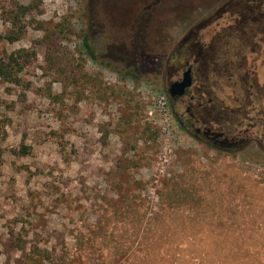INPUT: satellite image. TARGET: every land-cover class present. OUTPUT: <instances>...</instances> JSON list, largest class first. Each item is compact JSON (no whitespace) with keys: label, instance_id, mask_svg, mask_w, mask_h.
<instances>
[{"label":"rangeland","instance_id":"374dc122","mask_svg":"<svg viewBox=\"0 0 264 264\" xmlns=\"http://www.w3.org/2000/svg\"><path fill=\"white\" fill-rule=\"evenodd\" d=\"M213 1L139 5L136 71L107 57L129 31L91 35L90 0H0V264H264V0L206 28ZM173 52L209 54L203 100L169 99ZM207 125L237 143L189 133Z\"/></svg>","mask_w":264,"mask_h":264},{"label":"flooded vegetation","instance_id":"af4514ba","mask_svg":"<svg viewBox=\"0 0 264 264\" xmlns=\"http://www.w3.org/2000/svg\"><path fill=\"white\" fill-rule=\"evenodd\" d=\"M148 0H90V28L89 31L92 36H99L100 34H105L107 36H111L110 32L114 31L108 28V22H111L112 25H116L119 27V33H125V31H129V35H125L124 37H130L131 42L130 46L126 44L113 43L108 46V54L107 57L113 60L116 64H123L127 68L136 69L139 71V65L142 61V58L146 56V51H152V47L148 42V37L146 35L147 30L144 29L149 25L152 20L153 13L149 14L147 20L142 18V13L144 9H140L139 5H143ZM169 1V4L174 2L176 4L177 0H149V5L147 6V10L157 11L158 7L164 5ZM218 1V2H217ZM217 2V3H216ZM224 2V3H223ZM227 2V3H226ZM236 2H241V0H214L212 2V6L216 5L215 11L209 15V20L205 22L206 28L212 27L215 23H217L225 14L230 16L236 15ZM245 2H249L250 0H246ZM221 3L220 7L219 4ZM214 4V5H213ZM224 4V5H223ZM211 6V7H212ZM205 8H208L205 5ZM243 9L244 13L242 15L243 19H253L256 18L254 16V8L250 6V4L242 3L239 5L240 9ZM256 9V8H255ZM108 10L112 11L110 15ZM202 9L198 8L196 11L200 12ZM238 11V13H239ZM246 11V12H245ZM108 20V21H107ZM144 20V21H143ZM140 21L143 22L140 25ZM147 22V23H146ZM146 23V24H145ZM204 26V25H203ZM125 28L129 30H125ZM202 28V26H201ZM200 27H194L187 34L189 35V45L191 48H200L203 49L199 42V38H202L198 33L201 31H206L208 29L202 30ZM190 51V48L188 47ZM202 53V52H201ZM200 52H197L198 58L193 62L188 59L185 62H180L179 59H176V56L179 55L173 52L175 59L172 56L166 55L164 57L166 63V73L164 75V80L166 83L167 94L169 99L172 102H178L182 99H186L188 104H191L193 101H201L202 94L204 90L202 88L194 87V83H196V79L202 71V65H199L202 58L204 59L209 54L207 52H203L201 55ZM193 55V54H191ZM147 57V56H146ZM148 58H151L150 56ZM206 60V58H205ZM187 72L190 73V77L192 80V85L188 89H186L185 94L182 97L172 96L171 89L174 83L181 82L183 80L184 75ZM189 110H194L197 113H200V110L203 108V105L197 104L192 107L188 106ZM175 117L180 124L181 127L188 130L185 122L180 119L176 112ZM208 122V121H207ZM206 129L203 130L200 127L196 129L195 132H189L194 137L198 139H203L206 143L212 145L213 147L220 149L221 147L217 146L223 143L228 146L236 144L237 139L234 138L230 133L222 132L220 129L213 130L211 126H206ZM189 131V130H188ZM221 136V137H220Z\"/></svg>","mask_w":264,"mask_h":264},{"label":"trees","instance_id":"16d2710c","mask_svg":"<svg viewBox=\"0 0 264 264\" xmlns=\"http://www.w3.org/2000/svg\"><path fill=\"white\" fill-rule=\"evenodd\" d=\"M30 10H31V7H26V6L17 7V12L20 13V15H22V17H25ZM11 40H14V38H12ZM84 47H85L86 51L92 57H95L93 51L90 49L89 45L87 44V40H85V42H84ZM11 62H16L13 57L8 59L7 62L5 60L0 59V78H3V79L8 80V81L13 80ZM23 150H24V152H26V154L28 153V149L26 147H24Z\"/></svg>","mask_w":264,"mask_h":264},{"label":"water","instance_id":"95a60500","mask_svg":"<svg viewBox=\"0 0 264 264\" xmlns=\"http://www.w3.org/2000/svg\"><path fill=\"white\" fill-rule=\"evenodd\" d=\"M190 73L191 72H187L184 75L183 80L181 82H177L173 84L172 89H171L172 96L182 97L185 94L186 89L191 87L192 80L190 77Z\"/></svg>","mask_w":264,"mask_h":264}]
</instances>
